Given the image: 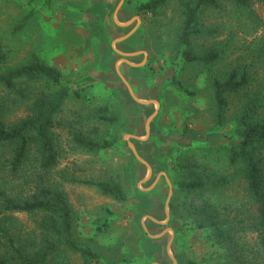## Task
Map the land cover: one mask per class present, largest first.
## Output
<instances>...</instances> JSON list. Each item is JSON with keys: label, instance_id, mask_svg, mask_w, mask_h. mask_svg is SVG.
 I'll use <instances>...</instances> for the list:
<instances>
[{"label": "rangeland", "instance_id": "rangeland-1", "mask_svg": "<svg viewBox=\"0 0 264 264\" xmlns=\"http://www.w3.org/2000/svg\"><path fill=\"white\" fill-rule=\"evenodd\" d=\"M123 1L116 25L118 0H0V72L35 55L61 74L57 84L23 80L11 91L0 88L2 119L12 124L31 114L39 95L67 90L52 129L57 166L45 183L65 194L73 211L71 237L95 254L92 264H172L169 255L176 264H262L252 226L255 207L239 167L229 163V150L239 144L243 115L249 122H264V2L252 5L254 15L227 0H221L220 9H204L185 48L178 40L183 4L196 0H164L155 14L141 9L155 0ZM132 20L139 21L136 32L112 48L136 28ZM185 49L198 56L214 50L220 56L208 65L186 63ZM115 51L137 54L124 59L132 67ZM115 66L136 99L158 108L134 103ZM233 68L247 71L251 81L244 91L227 96L220 125L212 81ZM76 138L111 147L89 152ZM129 143L151 168L149 180ZM221 178L224 184L217 182ZM71 179L118 183L127 199L116 202ZM167 183L172 195L166 224ZM180 183L202 187L182 191ZM15 216L25 228L39 219ZM141 222L152 237L168 233L149 239ZM62 252L64 262L57 256L50 264H84L79 254Z\"/></svg>", "mask_w": 264, "mask_h": 264}, {"label": "trees", "instance_id": "trees-1", "mask_svg": "<svg viewBox=\"0 0 264 264\" xmlns=\"http://www.w3.org/2000/svg\"><path fill=\"white\" fill-rule=\"evenodd\" d=\"M236 10H251L255 3L264 0H227ZM164 0L151 1L142 10L155 14ZM221 0H196L194 4H183V21L179 32L180 45L187 48L199 25V15L207 8L220 9ZM22 26V23H21ZM214 50L202 56L185 49L181 58L186 63L212 64L219 59ZM60 72L31 56L30 62L0 72V88L11 91L23 80L47 79L54 84L60 81ZM247 71L231 69L226 76L212 81L213 102L220 125L224 120L227 96L238 94L250 85ZM68 96L66 89L55 95H39L30 110L31 114L7 124L0 111V264H50L64 262L62 248L79 254L84 264H92L96 256L88 248L78 246L71 237L73 211L65 194L46 185L45 175L57 166V153L52 129L54 116ZM239 144L229 150V163L239 167L246 193L255 207L252 221L258 233L262 264H264V122H249L243 115L239 120ZM76 143L89 152H99L111 147V143H97L76 138ZM224 178L217 182L224 184ZM75 183L95 187L102 196L116 202H125L126 195L118 183L88 182L71 179ZM199 183H180L182 191L201 188ZM15 215H25L33 220L31 228H25ZM204 227V226H200Z\"/></svg>", "mask_w": 264, "mask_h": 264}, {"label": "water", "instance_id": "water-1", "mask_svg": "<svg viewBox=\"0 0 264 264\" xmlns=\"http://www.w3.org/2000/svg\"><path fill=\"white\" fill-rule=\"evenodd\" d=\"M113 21H114V23H115L116 25H118V24L116 23V15H115V14H114V16H113ZM119 26H121V25H119ZM126 26H127V25H126ZM123 27H125V26H123ZM133 33H134V31L131 32L130 34H128L127 36H125L124 38H121V39L117 40L113 45L125 41V40H126L127 38H129ZM115 53L118 54L119 56H121V57L123 58L122 62L125 63V64L128 65V66H132V65L129 64L128 62H126V60H124V59H125V58H132V57L137 56V54H134V55L131 54V55H130V54H124V53H121V52H118V51H115ZM116 74H117V76L120 78V80L123 82V84L125 85V87H126L128 93H129L130 97L132 98V100L134 101V103L139 104V105H145V106H146V105L154 104V105L158 108V104H157V103H154V102L143 103V102H140L138 99H136V98L134 97L133 93H132V90L130 89V87L128 86V84L126 83V81L122 78V76L120 75V73L118 72L117 69H116ZM154 116H155V114H154L153 116H151V118L147 121V123H146V125H145V134H146V137H148V125H149L150 121L152 120V118H153ZM125 139L140 141L139 138L134 137V136H127V137H125ZM128 146H129V148H130L132 154L134 155L135 159L147 169V172H148V178H147V180H149L150 177L152 176V170H151V168L148 166V164H147L146 162H144V161H143V160H142V159L136 154L135 149L133 148L132 144L129 143ZM159 177H160V176H158L157 179L155 180V182L152 184V186H151L150 188L146 189L145 191L150 190L151 188H153V187L157 184ZM164 178H165V180H166V182H167L166 177H164ZM167 184H168V183H167ZM168 188H169V194H168V198H167V200H166V202H165V219H166V224H167V222H168L167 207H168V204H169V199H170V197H171V195H172V189H171V187H170L169 184H168ZM146 219L150 220L151 222H153V223H155V224H157V225H161L159 222H157V221L154 220L153 218L147 217ZM166 224H165V225H166ZM163 225H164V224H163ZM165 225H164V226H165ZM141 226H142V228H143L144 233L148 236L149 239H152V240H154V239H158V238H160V237H163L165 234L168 233V231L166 230V231L163 232L160 236H158V237H152V236H150V235L148 234L146 228L144 227V224L141 223ZM169 233L171 234V232H169ZM172 239H173V236L171 235V239H170V241H169V243H168V246H167V248H166L167 253L169 252L170 245H171V243H172ZM169 258L171 259L172 264H176L175 260L172 259V258L170 257V255H169Z\"/></svg>", "mask_w": 264, "mask_h": 264}, {"label": "crops", "instance_id": "crops-1", "mask_svg": "<svg viewBox=\"0 0 264 264\" xmlns=\"http://www.w3.org/2000/svg\"><path fill=\"white\" fill-rule=\"evenodd\" d=\"M118 1H119V2H118L117 7L115 8V11H114V14L116 15V19H117V17L120 16V12H121V9H122V6H123V2H124L123 0H118ZM114 14H113V16H114ZM113 16H112V20H113ZM131 22H136V23H137V26H136V28L132 29L128 34H130V33L133 32V31H134V33H135L136 30H137L138 27H139V21H137V20H132ZM131 22H130L129 24H127V26H125V28H126V27H129L130 24H131ZM119 27H123V26H119ZM123 28H124V27H123ZM134 33H133V34H134ZM128 34H127V35H128ZM133 34H132V35H133ZM127 35H126V36H127ZM132 35H131V36H132ZM131 36H130V37H131ZM124 37H125V36H124ZM124 37H123V38H124ZM130 37H129V38H130ZM127 39H128V38H127ZM127 39H126V40H127ZM126 40H125V41H126ZM123 42H124V41H123ZM114 43H115V42H114ZM114 43H113V44H114ZM121 43H122V42H121ZM113 44L111 45L112 48H113V46H114ZM117 44H119V43H117ZM115 45H116V44H115ZM100 48H103V45H100ZM122 59H123V58H122ZM131 67H132V66H131ZM140 67H142V66H140V65H139L138 67L136 66V68H140ZM116 69L118 70V66H115V72H116ZM154 114H156V112H154ZM154 114H153V115H154ZM149 221H150V220H149ZM150 222H151V221H150ZM141 223H143V222H141ZM153 224H155V223H153ZM156 225H157V224H156ZM159 226H162V224L159 225ZM157 237H158V236H157ZM163 237H164V236H163ZM161 238H162V237L158 238V240L161 239ZM154 240H157V239H154ZM169 241H170V240H169ZM168 243H169V242H168ZM167 246H168V244H167Z\"/></svg>", "mask_w": 264, "mask_h": 264}, {"label": "flooded vegetation", "instance_id": "flooded-vegetation-1", "mask_svg": "<svg viewBox=\"0 0 264 264\" xmlns=\"http://www.w3.org/2000/svg\"><path fill=\"white\" fill-rule=\"evenodd\" d=\"M145 58H147V56H145ZM143 66H144V65H143ZM143 66H142V67H143Z\"/></svg>", "mask_w": 264, "mask_h": 264}]
</instances>
